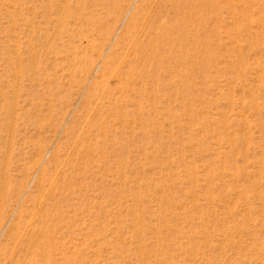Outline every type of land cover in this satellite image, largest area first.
<instances>
[{
    "label": "rangeland",
    "instance_id": "obj_1",
    "mask_svg": "<svg viewBox=\"0 0 264 264\" xmlns=\"http://www.w3.org/2000/svg\"><path fill=\"white\" fill-rule=\"evenodd\" d=\"M0 264H264V0H0Z\"/></svg>",
    "mask_w": 264,
    "mask_h": 264
}]
</instances>
